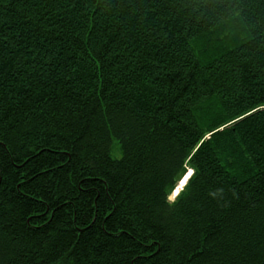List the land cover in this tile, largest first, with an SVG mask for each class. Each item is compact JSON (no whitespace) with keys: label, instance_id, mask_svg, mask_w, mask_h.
I'll return each mask as SVG.
<instances>
[{"label":"trees","instance_id":"trees-1","mask_svg":"<svg viewBox=\"0 0 264 264\" xmlns=\"http://www.w3.org/2000/svg\"><path fill=\"white\" fill-rule=\"evenodd\" d=\"M0 264H264V0H0Z\"/></svg>","mask_w":264,"mask_h":264},{"label":"rangeland","instance_id":"rangeland-1","mask_svg":"<svg viewBox=\"0 0 264 264\" xmlns=\"http://www.w3.org/2000/svg\"><path fill=\"white\" fill-rule=\"evenodd\" d=\"M110 156L112 157V158H114V159H118V158H120V156H121V152H120V148H119V145H118V143L115 141V140H113L112 141V143H111V148H110ZM191 173H192V171L189 169V170H187V172L185 173V175L181 178V180L179 181L180 183H181V181L183 180V178L184 177H189L190 175H191ZM188 177L187 178H185V180H187L188 179ZM177 183V185H176V187L174 188V190L171 192V194L168 196V199L170 200V201H173L174 200V198H175V195H177L178 194V192L183 188V186L181 187V189H179V190H177L176 188L178 187V185L180 184V183ZM186 183V182H185ZM174 192V193H173Z\"/></svg>","mask_w":264,"mask_h":264},{"label":"bare ground","instance_id":"bare-ground-1","mask_svg":"<svg viewBox=\"0 0 264 264\" xmlns=\"http://www.w3.org/2000/svg\"><path fill=\"white\" fill-rule=\"evenodd\" d=\"M187 177H188V176H187ZM187 177H184L183 180L181 181V183L179 182L180 184H179L177 190H179L180 187L183 186V184H185V182H186V181H185V178H187ZM173 193H174V192H173ZM175 196H176V195H175Z\"/></svg>","mask_w":264,"mask_h":264},{"label":"water","instance_id":"water-1","mask_svg":"<svg viewBox=\"0 0 264 264\" xmlns=\"http://www.w3.org/2000/svg\"><path fill=\"white\" fill-rule=\"evenodd\" d=\"M185 181H186V180H185ZM183 185H184V184H183ZM178 186H179V185H178ZM181 187H182V186H181ZM181 187H180V189H181ZM177 188H178V187H177ZM177 188H176V189H177Z\"/></svg>","mask_w":264,"mask_h":264}]
</instances>
